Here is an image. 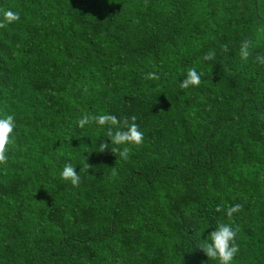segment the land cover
Returning a JSON list of instances; mask_svg holds the SVG:
<instances>
[{"label": "trees", "instance_id": "16d2710c", "mask_svg": "<svg viewBox=\"0 0 264 264\" xmlns=\"http://www.w3.org/2000/svg\"><path fill=\"white\" fill-rule=\"evenodd\" d=\"M0 264H264V0H0Z\"/></svg>", "mask_w": 264, "mask_h": 264}]
</instances>
